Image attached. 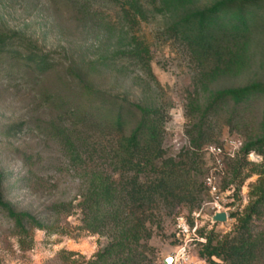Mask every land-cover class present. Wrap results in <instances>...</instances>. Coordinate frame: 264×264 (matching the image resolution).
<instances>
[{"label": "rangeland", "instance_id": "rangeland-1", "mask_svg": "<svg viewBox=\"0 0 264 264\" xmlns=\"http://www.w3.org/2000/svg\"><path fill=\"white\" fill-rule=\"evenodd\" d=\"M216 1L193 0L188 7L204 9ZM253 2L248 8L255 12L248 67L222 74L213 71L211 60L202 63L171 31L177 16L163 0H0V32L18 34L15 40L25 38L57 62L41 74L22 59L19 49H0L3 195L45 225L37 229L25 222L28 233H21L0 207V264L109 263L95 261L112 241L110 228L93 232L83 226L79 201L87 174L104 173L117 183L137 178L150 185L170 158L178 164V203L158 198L160 221L153 226L152 239L138 245L145 257L141 264L171 263L170 256L185 243L190 260L177 264H209L201 255L207 237L216 242L238 235V218L251 204L264 165V155L243 153L257 131L264 98L246 107L221 103L211 108L210 102L218 90L264 81V0ZM138 45L147 50L142 58L132 54ZM86 86L120 97L119 104L124 99L161 109L163 156L154 160L155 166L124 168L117 162L120 133L109 112L99 109L107 96L94 95ZM136 124V114L127 112L123 131L129 134ZM57 128L71 130L77 163L55 136ZM207 177L218 189L226 222L212 220L217 208ZM60 204L68 207L57 212ZM180 216L191 227L187 237L177 236ZM262 231L264 215L251 226L253 235Z\"/></svg>", "mask_w": 264, "mask_h": 264}, {"label": "trees", "instance_id": "trees-1", "mask_svg": "<svg viewBox=\"0 0 264 264\" xmlns=\"http://www.w3.org/2000/svg\"><path fill=\"white\" fill-rule=\"evenodd\" d=\"M192 2L193 0H163V5L172 9L177 16V20L171 25V31L188 43L202 63L211 60L215 73L238 74L243 71L250 60V39L255 12L248 8L254 2L219 0L210 7L196 10L188 7ZM133 7L140 11L137 4ZM15 37H19L18 34L0 32L1 51L19 49L22 59L41 74L57 66L51 53L33 48L25 38L15 40ZM146 51L138 45L132 54L142 58ZM148 71L150 72V68ZM88 90L94 95L107 96L99 109L109 112L113 127L120 133L117 138V162L124 168H134L136 165L155 166L154 160L163 156L161 146L164 115L161 109L145 107L124 99L119 104L118 96H108L90 88ZM261 98H264V81L253 80L243 86L214 92L210 107L221 103L246 107ZM72 112L74 117L79 115V111ZM127 112H133L137 116L136 127L129 134L123 131ZM70 131L69 128H57L55 136L75 164L80 156ZM252 151L264 155V109L257 131L249 136L243 147L245 156ZM162 167V175L150 185L141 183L137 178L117 183L104 173L87 174L85 190L79 201L83 226L93 232H98L102 227L110 228L114 235L110 244L98 253L96 263L109 261L107 264H141L140 261L145 259L138 253V245L142 240L148 243L152 239L153 226L160 221L156 212L158 198L163 197L169 204L178 203V164L170 158L163 162ZM258 175L251 192V204L238 218V235L216 242L213 237H207V244L201 255L209 264H264V231L256 235L251 233L253 221L264 215V165ZM4 179L0 172V207L14 220L20 232L28 233L25 222L33 228H45L35 216L18 211L10 201L5 200ZM67 207L66 204H60L55 209L60 212ZM107 258L117 261L105 260Z\"/></svg>", "mask_w": 264, "mask_h": 264}, {"label": "built area", "instance_id": "built-area-1", "mask_svg": "<svg viewBox=\"0 0 264 264\" xmlns=\"http://www.w3.org/2000/svg\"><path fill=\"white\" fill-rule=\"evenodd\" d=\"M212 151L217 152L219 151L221 153V148H211ZM211 194L213 195L214 198V204L215 208H217V212H222L220 211L221 207H219V200L220 196L218 195V189L213 183V180L211 177H207V182H206ZM216 212V213H217ZM215 215V214H214ZM176 230H177V236L179 233V236L182 235L184 237L189 236L191 232V227L188 224L186 218L184 216H180L177 218V224H176ZM194 233H196L197 229H192ZM189 246L188 244L181 245L177 250L175 251L174 254L170 256L168 260H171L170 264H177L178 262L185 261V260H190V254H189Z\"/></svg>", "mask_w": 264, "mask_h": 264}, {"label": "water", "instance_id": "water-1", "mask_svg": "<svg viewBox=\"0 0 264 264\" xmlns=\"http://www.w3.org/2000/svg\"><path fill=\"white\" fill-rule=\"evenodd\" d=\"M213 222H226L228 220V214L224 211L222 212H217L215 213V215L213 216ZM166 264H170L169 262H167Z\"/></svg>", "mask_w": 264, "mask_h": 264}]
</instances>
